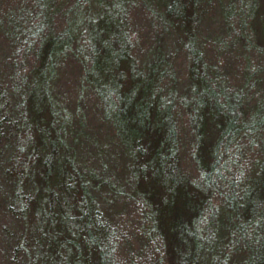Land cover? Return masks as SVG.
<instances>
[{"label":"trees","instance_id":"1","mask_svg":"<svg viewBox=\"0 0 264 264\" xmlns=\"http://www.w3.org/2000/svg\"><path fill=\"white\" fill-rule=\"evenodd\" d=\"M0 198L10 264H264V0H0Z\"/></svg>","mask_w":264,"mask_h":264},{"label":"rangeland","instance_id":"2","mask_svg":"<svg viewBox=\"0 0 264 264\" xmlns=\"http://www.w3.org/2000/svg\"><path fill=\"white\" fill-rule=\"evenodd\" d=\"M142 12V11H141ZM140 12L139 8L135 6L134 8L130 10V15H132L133 19V26L138 30L139 34L136 35V49L137 52H139L140 56L143 58H146L148 56V39L149 35L147 34L146 30L149 27V24L144 21L145 18ZM74 93H70V102H74ZM91 128L92 135L94 136V139L96 140L94 143L95 145L91 144L90 149L86 148L82 150L81 156L85 158L86 162L94 168L95 171H99L103 174L104 166L108 165L112 170V177H115L116 179H112L114 182L117 183L115 189H121L122 192L120 195H116V192L114 188H112V191H105L103 195L105 197H108L107 201L105 203H111L113 205L122 207L123 206V197L129 196V192L131 189L130 186H127V181L124 183V181H119L117 179V176L122 177L123 174L126 172V166L124 165V160H121L120 156L117 154V146L116 142L113 138V131L109 126H106L103 124V122L100 120L99 117L95 118L93 121H91ZM93 143V140H92ZM100 151V152H99ZM186 164H191L190 160L187 158ZM124 165V166H123ZM104 175V174H103ZM121 184V188L120 187ZM0 198V203L5 204V201L3 202ZM122 201V203H121ZM131 205V202H129ZM117 208V207H116ZM124 208V207H123ZM130 215H132V212L130 210V207L126 204L125 209L122 213L123 218H128L130 221ZM124 219V220H125ZM21 231V227L18 226L17 219L15 220V217L10 214V212L7 210V208L4 205H1L0 209V264H10L11 257L7 254H9L8 250H6L5 243L7 241V238L9 237L8 234H17L19 235ZM19 232V233H18ZM7 233V234H6ZM5 238V239H4ZM3 240L5 242H3Z\"/></svg>","mask_w":264,"mask_h":264}]
</instances>
